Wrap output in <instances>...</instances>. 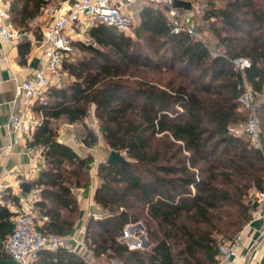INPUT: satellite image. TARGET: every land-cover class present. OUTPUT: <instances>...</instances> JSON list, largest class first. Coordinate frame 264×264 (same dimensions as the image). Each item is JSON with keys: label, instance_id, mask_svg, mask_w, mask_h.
Here are the masks:
<instances>
[{"label": "trees", "instance_id": "16d2710c", "mask_svg": "<svg viewBox=\"0 0 264 264\" xmlns=\"http://www.w3.org/2000/svg\"><path fill=\"white\" fill-rule=\"evenodd\" d=\"M9 1L14 24L29 29L49 0ZM224 1L207 0L204 9L216 49L187 31L172 33L168 12L146 2L135 36L97 22L87 31L89 42H73L86 54L64 58L70 79L38 101L42 117L29 141L42 147L46 161L34 181L41 188L35 206L46 218L40 230L71 234L79 212L73 188L88 184L82 174L94 160L60 141L55 121H84L92 112L108 146L129 159L98 167L94 199L102 216L90 217L85 235L94 255L124 264H217V216L234 227L225 239L233 240L254 216L249 191L264 187L263 151L232 130L247 119L239 102L245 84L264 89V4ZM237 58L250 66L240 70ZM259 112L264 121V101ZM87 130L83 143L93 147L99 135ZM13 216L0 203V248ZM137 222L152 240L148 249L120 241L126 225ZM0 257L10 258L1 249ZM34 264L86 262L74 251L42 249Z\"/></svg>", "mask_w": 264, "mask_h": 264}, {"label": "built area", "instance_id": "2783aa9c", "mask_svg": "<svg viewBox=\"0 0 264 264\" xmlns=\"http://www.w3.org/2000/svg\"><path fill=\"white\" fill-rule=\"evenodd\" d=\"M140 1L165 9L171 20L172 33L187 31L194 37L202 39L195 26L188 20L193 7H196L193 3L192 9H185L174 6L175 0H68L55 12L52 23L43 27L42 38L37 41V45L43 48L46 57L45 66L35 70L30 78L17 86V91L22 93L24 98L23 104L28 105L31 99L40 100L41 94L51 85H64L63 60L71 52L73 41L68 32L69 28L77 25L90 28L100 22L115 26L122 31H128ZM25 34L27 32L21 31L12 21L10 4L6 0H0V42L11 41ZM79 40H82L81 36ZM233 62L240 70L250 66V60L247 58H237ZM260 98L264 100V89L257 91L246 83L244 92L239 96V102L248 113L247 120L242 124V131L248 135L254 147L264 151L263 131L258 118ZM39 121L27 120L24 112L18 110L11 115L8 126L14 132H28L34 130ZM10 180L9 177L5 178L2 185L9 187ZM17 202L12 232L1 241L0 248L11 259L16 260L17 264H34L42 249L68 251L75 249L74 240L70 235L47 233L38 228L34 198L17 194ZM251 204L254 210L253 219L260 220L258 235L253 238L252 242V247L257 248L259 244L264 243V187L253 190ZM97 214L99 217L102 216L100 213ZM250 222L233 240L220 242L217 264H225L228 260L240 255L239 249L246 240L245 229ZM241 257L244 264H247L246 257L242 255Z\"/></svg>", "mask_w": 264, "mask_h": 264}, {"label": "crops", "instance_id": "0c3cea01", "mask_svg": "<svg viewBox=\"0 0 264 264\" xmlns=\"http://www.w3.org/2000/svg\"><path fill=\"white\" fill-rule=\"evenodd\" d=\"M6 1L10 4L9 0ZM50 2L49 0L45 4L40 14L35 18V28L23 30L27 34L17 39L0 42V203L14 212V215L17 210V194L30 196L35 201L41 197V188L34 185V181L46 166L42 147L29 145L33 130L14 132L9 128L8 124L11 115L18 110L24 112L27 120H41L42 114L40 109L37 108L40 105L39 100L31 99L29 104L25 106L23 104L24 98L22 93L17 91V86L22 81L30 78L35 70L45 66L46 57L43 48L37 45V41L42 38L43 27L52 23L55 12L65 5L68 0ZM140 3L142 2L138 3L136 13H138L141 7ZM195 9L196 7H193L191 16L194 14ZM190 17L188 20H190ZM88 29L89 27L77 25L76 27L69 28L68 32L74 41L80 39V36L83 39ZM196 29L199 33L203 32L197 26ZM44 99H46L45 92L41 94L40 102ZM84 123L86 125L80 123V121L73 123L66 122V124L57 126V129L60 141L76 150L81 157L92 155L94 158L90 164L92 166L90 168V182L86 186L73 188L78 200L79 212L76 215L75 225L70 236L74 240L73 246L75 249L73 251L80 254L86 264H95L94 252L91 251V248L88 247L85 241L86 228L90 217L94 216L98 218L97 213L102 215L101 209L94 199L99 181L98 168H93V164L106 159L109 155L108 151L110 147L102 137L99 140L101 141L102 139L103 145L100 147V150L96 151L97 148L95 149L94 146H86L83 143V139L87 135V129L91 128L96 134L98 133L97 129H94L97 123L93 125H91L92 123H88V121H84ZM99 151L100 153H98ZM8 177L11 179L10 186L4 187L2 181ZM26 181L31 182L30 193L24 192L23 183ZM35 213L37 226L42 225L46 218H40L36 206ZM141 225L142 223H137L126 226V234L120 238V241H130L134 243L132 246H139L140 242L141 246H149L151 243L146 241L147 235L145 231L143 232L144 234L142 233L141 239H137L136 234H129V232H134L136 226L140 227ZM259 227L260 220L258 218L252 219L245 229L246 240L244 245L239 249L240 255L228 260L225 264H244L245 262L241 255L246 257L247 264H264V243L259 244L257 248L252 247L253 238L257 237ZM118 263L120 264L121 262L118 261Z\"/></svg>", "mask_w": 264, "mask_h": 264}, {"label": "rangeland", "instance_id": "374dc122", "mask_svg": "<svg viewBox=\"0 0 264 264\" xmlns=\"http://www.w3.org/2000/svg\"><path fill=\"white\" fill-rule=\"evenodd\" d=\"M50 1H51L50 3H52V2H55L56 0H50ZM190 1H192V3L196 6V9L194 10V14H192V16L190 17L189 22H192V24L195 26V28L197 26L201 30H203V32L200 33V36L202 37V39L206 43H208L211 48L216 49L218 47L217 38L213 35V32L210 29L211 20H207V19L204 18V9H206L208 7L207 0H190ZM140 2H142V1H140ZM261 2L264 4V0H262ZM142 3H144V2H142ZM142 3H140L139 5H141ZM224 4H225L224 0H216V5L217 6L224 5ZM34 21L35 20H33V22H31V24H30L31 26H30L29 29L35 28V22ZM138 24H139V16H137V13H136L134 18H133V20H132V22H131L130 30H128V33H131L133 36H135L134 31H135L136 27L138 26ZM18 28L20 30H22V31L23 30H28V28H20V27H18ZM90 40H91L90 36L86 33V35L83 37L82 40L77 39V40L72 41V48H71L72 50L70 52L71 53V55H70L71 56V58H70L71 61H75V60L81 58L82 56H84L86 54L85 51H83L81 49H78L73 44V42H77V41L89 42ZM157 77H158L157 74H150V78L153 79V80H156ZM68 79H70V77L65 72V81H64V83H67ZM258 101L261 103L264 100L262 98H260ZM247 115H248V113H247ZM258 118H259L260 126H261L262 130L264 131V121L262 120V113H260V112L258 113ZM95 119H96L95 115L93 116L92 112H90L89 115L85 118L84 121H88V123H92L91 125L97 123L95 128H94V126H92V127L94 129H97V133L99 135V140H100V138L101 137L103 138V136H102V133L99 131V122L97 121V119L96 120ZM84 121H80V123H83L84 125H86V123H84ZM245 121L242 122L241 124L233 126L232 130H234L238 134L244 135V137H246V138H249L248 135L245 132L242 131V124L245 123ZM66 122H68V121H66V119L64 117H62V118L57 119L55 121V126H59L61 124H66ZM99 140L96 143V145L94 146L95 149L97 148L96 151L100 150V147L103 146L102 145V139H101V141H99ZM104 147H106V146H104ZM110 150H111V148L109 149L108 154H109ZM98 153H100V151ZM106 159H104L103 161H98V162L94 163L93 164V168H98L100 163L101 162H105ZM89 167L91 168L92 166L90 165ZM90 174H91L90 169L88 171L84 170V173L82 174V182H84L86 180L88 182H90ZM98 181H99L98 182V185H99V183L101 181L99 179V177H98ZM252 193H253V189H251L249 191L248 196L245 198L246 202H248L249 204L251 203ZM224 208L227 209V207H224ZM228 209H230V208H228ZM217 217H218L219 220L218 219L216 220V228H215V233L214 234H215L216 238L218 239V241L222 242L225 239H227V237H226L227 233L233 231L234 227L232 225H230V223L228 222V220L226 219L224 214L222 216L218 215ZM137 223H142V222H137ZM137 223H133V225H135ZM129 225H131V224H128L126 226H129ZM141 226L140 227L136 226L134 232H129V234H131V235L136 234V236H137L136 238L137 239H141L140 237H141L142 233L145 231V233L147 235L146 241L150 242L151 244L149 246L145 247L144 245L141 246L140 245L141 242H140L139 246H132L134 243L124 240V243H126L129 248L148 249V248L151 247L152 240L150 239V237H149V235L147 233L146 227H145V225L143 223H142ZM125 234H126V232H125V229H124V235ZM118 261L121 262L120 264H124V261H123L122 258L120 259V257H108L105 254L102 255V256H99V257L95 256V259H94L95 264H119Z\"/></svg>", "mask_w": 264, "mask_h": 264}, {"label": "water", "instance_id": "95a60500", "mask_svg": "<svg viewBox=\"0 0 264 264\" xmlns=\"http://www.w3.org/2000/svg\"><path fill=\"white\" fill-rule=\"evenodd\" d=\"M174 6L185 9H192L193 5L190 0H175ZM264 153V151H263ZM128 157L121 151L111 149L109 155L105 162L108 165H115L123 162H127ZM24 192L30 193L31 191V182L26 181L23 183ZM0 264H17V261L11 258L0 257Z\"/></svg>", "mask_w": 264, "mask_h": 264}]
</instances>
